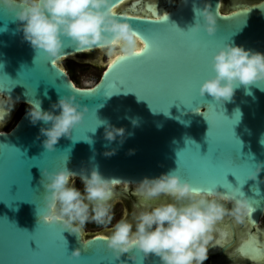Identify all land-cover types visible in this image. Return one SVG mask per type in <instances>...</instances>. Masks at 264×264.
<instances>
[{"label":"water","instance_id":"water-1","mask_svg":"<svg viewBox=\"0 0 264 264\" xmlns=\"http://www.w3.org/2000/svg\"><path fill=\"white\" fill-rule=\"evenodd\" d=\"M123 1L112 0V7ZM220 2L210 0L219 27L209 35L189 29L199 18L194 9L203 8L204 0L126 1L114 14L126 19L150 48L142 56L117 61L112 69L108 66L116 58L104 53L98 80L84 87L74 83L60 62L102 49L77 48L63 37L64 54L53 60L23 39L14 14L0 4V97L27 105L9 130H0V264H119L102 239L109 234H72L59 223L37 220V209L44 208L43 168L67 167L79 180L82 169L96 167L115 184L133 185L145 176L175 170L194 187L223 183L227 189L218 185L221 192L240 189L253 208L247 219L259 221L264 214V168L256 179L249 174L264 162V81L239 85L228 101L201 96L199 87L212 74V54L225 43L264 52V0H230L226 9ZM158 11L164 13L157 16ZM66 82L74 89L99 87L93 93H76ZM66 94L89 111L70 136H62L48 150L40 135L46 125L31 122L28 102L39 99L49 110ZM0 105L11 116L9 101ZM102 122L124 127L123 142L119 137L108 141ZM111 148L117 149L115 154L105 156ZM224 203L231 207L230 201ZM29 241L37 248L34 242L30 248ZM77 247L82 255L70 259ZM131 251L136 260L128 264H159L154 254L145 257L139 250Z\"/></svg>","mask_w":264,"mask_h":264},{"label":"clouds","instance_id":"clouds-1","mask_svg":"<svg viewBox=\"0 0 264 264\" xmlns=\"http://www.w3.org/2000/svg\"><path fill=\"white\" fill-rule=\"evenodd\" d=\"M0 4L14 14L23 39L53 60L61 59L64 54L63 37L70 38L77 48L99 47L110 59L137 57L147 45L126 19L114 14L112 0H0ZM194 11L199 18L189 28L191 32L203 29L209 35L215 34L219 27L218 14L212 10L210 0H204V7ZM209 64L212 74L202 81L199 93L217 101L231 100L241 84L264 81V52L243 45L225 43L212 54ZM28 103L31 122L43 121L46 125L40 128V135L48 150H53L62 136H70L89 111L88 106L72 94L60 96L49 110L41 107L39 99ZM102 123L108 141L119 137L123 142L124 127ZM132 123L135 125L138 121L133 119ZM116 150L107 149L104 155H114ZM132 152L134 149L129 150L130 154ZM262 168L264 162L257 163L249 176L256 179ZM76 176L67 167L42 169L44 208L37 209V220L59 223L69 233L79 235L89 220L98 225H110L116 181L105 178L96 167L82 169L79 173L81 191L73 180ZM135 185V193L141 198L140 206L131 213L130 219L124 216L112 225L105 239L107 249L119 264L136 260L132 249L141 251L145 257L154 254L159 264H203L208 258L215 224L226 214L242 223L253 211L240 189L221 192L218 186L210 190L194 187L175 170L145 176ZM154 200L158 202L150 203ZM224 201H230L231 207ZM125 253H129L128 258L121 259ZM81 255L82 249L77 247L69 258Z\"/></svg>","mask_w":264,"mask_h":264},{"label":"flooded vegetation","instance_id":"flooded-vegetation-1","mask_svg":"<svg viewBox=\"0 0 264 264\" xmlns=\"http://www.w3.org/2000/svg\"><path fill=\"white\" fill-rule=\"evenodd\" d=\"M229 1L222 0L224 9ZM114 187L121 189L114 190L113 197L114 195L120 196L122 200L120 202L125 203L123 215H127L130 219L131 213L141 203V198L135 193L136 185L130 184L128 189L124 188V184H116ZM156 202L158 200L150 203ZM135 203H138V206H135ZM212 236L208 258L203 261V264H264V214L257 223H252L247 218L242 223L237 222L234 217L226 214L215 224Z\"/></svg>","mask_w":264,"mask_h":264},{"label":"rangeland","instance_id":"rangeland-1","mask_svg":"<svg viewBox=\"0 0 264 264\" xmlns=\"http://www.w3.org/2000/svg\"><path fill=\"white\" fill-rule=\"evenodd\" d=\"M128 3V1H127ZM126 5L123 4L122 7ZM120 7V8H122ZM103 50L89 51L87 53L71 56L61 60V64L68 71L71 79L78 86H89L95 83L102 71L103 65L106 61ZM72 71V73L70 72ZM27 108L25 104H16L11 116L8 120L0 123V130H9L16 122L20 114L24 109ZM76 187L83 191V184L78 179H73ZM120 199V196L114 195L112 198V214L113 220L110 225H98L95 222L89 220L85 224L82 233L87 236L93 233H110L112 230V225H114L118 220H120L123 215L124 202ZM127 216V215H125Z\"/></svg>","mask_w":264,"mask_h":264},{"label":"snow or ice","instance_id":"snow-or-ice-1","mask_svg":"<svg viewBox=\"0 0 264 264\" xmlns=\"http://www.w3.org/2000/svg\"><path fill=\"white\" fill-rule=\"evenodd\" d=\"M246 11H247L246 9H242V12H246ZM134 19H145V17H134ZM156 19L159 20V19H161V18L157 17ZM138 35L141 36L139 33H138ZM144 41H146V40L144 39ZM197 46H199V47H206V44H203L202 42H197ZM149 48H150V45H149V43L147 42V45L144 46V47L142 48L141 53H140L137 57L142 56V55L145 53V50H146V49H149ZM124 58H126V57H122V56H121V57H117L115 61H113L112 63L109 64V66H108L109 69H112L113 66L117 63V61H122ZM52 63H53V62L51 61V64H52ZM59 71L62 73V69H60ZM109 73H110V71H109V72H106V73H105V77L108 76ZM66 84H67L68 86H70V88L73 89L74 92H76V93H93V92L99 87V86H97V88H95V89H85V90H81V89H74V88H72V86H71L68 82H66ZM117 92H118V91H117ZM112 94H113V93L109 94L108 96H110V95H112ZM139 98H140V97H139ZM198 109H199V108H197L196 111H198ZM222 158H223V154H222ZM231 159H232V157H231ZM232 161H233V160H232ZM218 185H223V187H224L225 189H227V185H226V184H223V183L213 184L210 188H205V187H203V186H198V187L201 188V189L210 190L213 186H218ZM102 239L105 240L106 237H103ZM32 242L35 243L36 248H37V244H36L35 241H29V242H28V246H29L30 248L34 249V248L31 246ZM89 242H90V241H85L83 244L88 245ZM36 248H35V249H36Z\"/></svg>","mask_w":264,"mask_h":264},{"label":"bare ground","instance_id":"bare-ground-1","mask_svg":"<svg viewBox=\"0 0 264 264\" xmlns=\"http://www.w3.org/2000/svg\"><path fill=\"white\" fill-rule=\"evenodd\" d=\"M126 1H128V0H124L123 2H121V3H119L118 5H116L113 9H114V11L116 10V9H118V7L119 6H121V5H123V4H125V2ZM220 3H222V0H221V2ZM126 5V4H125ZM137 6H134V7H132V8H136ZM137 10V9H136ZM164 12H161V11H158L157 12V16H159V15H161V14H163ZM111 62V61H110ZM0 101H6V102H8L9 101V105H10V107H12V108H14V105H16V104H21V103H16L15 101H11V100H9V99H2L1 97H0ZM9 116H10V114H8V115H6V111L3 109V108H1V105H0V121H2V122H4L5 120H7L8 118H9ZM120 184V183H119ZM116 184H114V186H115ZM122 185V184H121ZM130 184L129 183H126V184H124V188L125 189H128V186H129ZM114 190L115 191H117V190H121L119 187H114Z\"/></svg>","mask_w":264,"mask_h":264},{"label":"trees","instance_id":"trees-1","mask_svg":"<svg viewBox=\"0 0 264 264\" xmlns=\"http://www.w3.org/2000/svg\"><path fill=\"white\" fill-rule=\"evenodd\" d=\"M70 72L72 73V71L70 70Z\"/></svg>","mask_w":264,"mask_h":264}]
</instances>
